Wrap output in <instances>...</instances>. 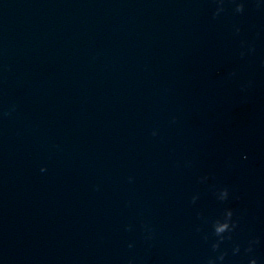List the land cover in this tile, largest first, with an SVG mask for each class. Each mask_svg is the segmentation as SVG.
<instances>
[{
	"label": "clouds",
	"instance_id": "obj_1",
	"mask_svg": "<svg viewBox=\"0 0 264 264\" xmlns=\"http://www.w3.org/2000/svg\"><path fill=\"white\" fill-rule=\"evenodd\" d=\"M233 215V212L231 210V212L229 213V218H230V222H231V227H218L215 229V233L216 235L220 236V239L223 240L225 237L223 236V234L225 232H228L230 231L231 229H233L235 227V224L232 223V220H231V217ZM214 248H219V242H217L215 245H214ZM239 249L237 248V251ZM220 259H223V254L221 255ZM250 264H257V261L255 259H252Z\"/></svg>",
	"mask_w": 264,
	"mask_h": 264
}]
</instances>
